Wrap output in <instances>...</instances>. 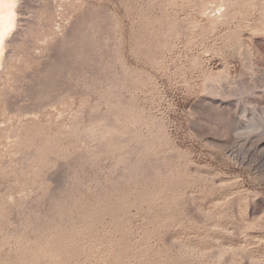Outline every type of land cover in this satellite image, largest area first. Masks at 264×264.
Returning a JSON list of instances; mask_svg holds the SVG:
<instances>
[{
  "label": "rangeland",
  "instance_id": "374dc122",
  "mask_svg": "<svg viewBox=\"0 0 264 264\" xmlns=\"http://www.w3.org/2000/svg\"><path fill=\"white\" fill-rule=\"evenodd\" d=\"M17 11L0 264H264V0Z\"/></svg>",
  "mask_w": 264,
  "mask_h": 264
},
{
  "label": "bare ground",
  "instance_id": "6f19581e",
  "mask_svg": "<svg viewBox=\"0 0 264 264\" xmlns=\"http://www.w3.org/2000/svg\"><path fill=\"white\" fill-rule=\"evenodd\" d=\"M18 2L19 0H0V66L5 55L6 39L10 36L9 34H12L11 32L14 28L17 27Z\"/></svg>",
  "mask_w": 264,
  "mask_h": 264
}]
</instances>
